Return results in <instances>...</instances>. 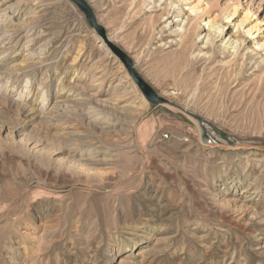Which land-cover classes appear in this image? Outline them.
I'll use <instances>...</instances> for the list:
<instances>
[{
    "label": "rangeland",
    "instance_id": "obj_1",
    "mask_svg": "<svg viewBox=\"0 0 264 264\" xmlns=\"http://www.w3.org/2000/svg\"><path fill=\"white\" fill-rule=\"evenodd\" d=\"M84 1L205 142L264 145V0ZM0 264H264V152L201 145L70 0H0Z\"/></svg>",
    "mask_w": 264,
    "mask_h": 264
},
{
    "label": "water",
    "instance_id": "obj_2",
    "mask_svg": "<svg viewBox=\"0 0 264 264\" xmlns=\"http://www.w3.org/2000/svg\"><path fill=\"white\" fill-rule=\"evenodd\" d=\"M73 2L85 15L89 25L98 33V35L102 38L105 45L109 48V50L118 58V60L123 64L126 69L129 77L136 84L137 88L141 92V94L145 97V99L151 104L163 108L169 112L174 114H178L182 116L186 121L191 123L197 131L198 140L201 145L209 147L211 149H219L223 151H237V150H248L253 149L257 151L264 152V145L262 146H249V145H238V144H209L205 142L203 139V128L200 118L187 112L186 110L180 108L179 106L167 101L164 98L159 97L156 92L139 76V74L135 71L131 59L117 46L111 44L105 37L104 29L97 24V21L93 15L92 10L87 5L84 0H70Z\"/></svg>",
    "mask_w": 264,
    "mask_h": 264
},
{
    "label": "bare ground",
    "instance_id": "obj_3",
    "mask_svg": "<svg viewBox=\"0 0 264 264\" xmlns=\"http://www.w3.org/2000/svg\"><path fill=\"white\" fill-rule=\"evenodd\" d=\"M179 1H181L182 3H184V5L185 6H188L190 3H189V0H179ZM183 8V7H182ZM181 8H178V10L177 11H179ZM188 11H189V13L191 14V15H193V16H197V15H199V14H201V13H204L205 11L203 10V8H201V7H199V6H196V5H194V6H190L189 8H188ZM178 12H176V14H177ZM233 16V13L232 14H227V16H226V18H228V19H230V17H232ZM225 18V19H226ZM213 26V25H212ZM211 26V28H212V30H216V32H218L219 33V29L217 28V27H212ZM237 27H238V25H237ZM209 29V28H208ZM213 31V32H214ZM215 32V33H216ZM247 34L249 35V36H252V34L253 33H251L250 32V30H248L247 31ZM216 35H217V33H216ZM259 47H262V45H258ZM136 246H138V243H134L130 248H135Z\"/></svg>",
    "mask_w": 264,
    "mask_h": 264
}]
</instances>
